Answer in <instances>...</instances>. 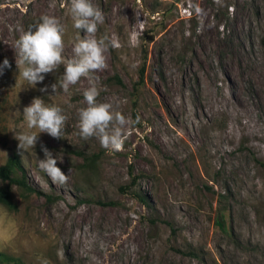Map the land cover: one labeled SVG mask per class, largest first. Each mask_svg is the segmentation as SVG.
Returning <instances> with one entry per match:
<instances>
[{"label":"rangeland","instance_id":"374dc122","mask_svg":"<svg viewBox=\"0 0 264 264\" xmlns=\"http://www.w3.org/2000/svg\"><path fill=\"white\" fill-rule=\"evenodd\" d=\"M92 3L110 40L97 102L131 121L119 152L78 135L87 78L69 93L51 88L63 65L35 88L16 80L15 41L42 15L66 26L72 58L70 0H0V163L17 153L33 189L1 183L15 207L0 203V251L25 264H264V0ZM35 97L63 109L64 139L40 133L21 155L13 132ZM42 145L65 185L39 169Z\"/></svg>","mask_w":264,"mask_h":264},{"label":"clouds","instance_id":"9594fccd","mask_svg":"<svg viewBox=\"0 0 264 264\" xmlns=\"http://www.w3.org/2000/svg\"><path fill=\"white\" fill-rule=\"evenodd\" d=\"M69 14L71 27L77 31L72 42V58L66 61L64 57L66 26L55 16L42 15L15 41L14 56L18 69L16 80L35 88L44 81L46 74L55 73L63 65V73L51 88L54 93L57 87L69 93L70 87L78 85L82 78H87L89 86L82 92L86 107L78 111V135L83 140L95 138L105 150L119 152L123 148L125 128L131 121L120 111L114 110L112 104L97 102L99 90L93 75L106 67L104 53L110 40L106 34L97 37L98 28L105 21L104 13L92 0H70ZM10 67L8 59H4L0 64V75L5 68ZM40 91L46 92L47 88ZM76 92H80V89L76 88ZM17 111L21 112L20 109ZM21 113V130L13 132L19 142L21 155L35 149L40 133H46L54 139H64L68 117L60 106L46 104L43 98L35 97L29 105L23 107ZM41 150L44 158L38 159L39 169L52 183L65 185L69 174L66 175L57 166L58 158H54L47 147L42 145Z\"/></svg>","mask_w":264,"mask_h":264},{"label":"trees","instance_id":"16d2710c","mask_svg":"<svg viewBox=\"0 0 264 264\" xmlns=\"http://www.w3.org/2000/svg\"><path fill=\"white\" fill-rule=\"evenodd\" d=\"M142 72H143V64H141L139 67L137 81L142 80ZM114 79L118 82L120 81L118 76L116 75H114ZM128 173L130 174L129 183L131 184L135 180V176L131 173V170L129 169H128ZM3 182L14 183L20 186L24 190H33L32 187L26 182L25 172L23 170L22 163L17 153L8 154L3 160V162L0 163V203L5 205L7 208L10 209L14 208L15 205L10 200L6 188L4 187V185H1V183ZM128 186H129L128 184H124L120 186V189L124 190ZM134 195L140 201L146 202L145 198L141 194L135 192ZM9 259L14 260L15 264H25L19 257L9 256L0 251V261L9 260Z\"/></svg>","mask_w":264,"mask_h":264}]
</instances>
